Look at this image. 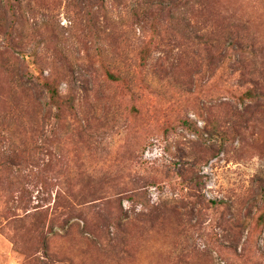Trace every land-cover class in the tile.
<instances>
[{"label": "rangeland", "instance_id": "374dc122", "mask_svg": "<svg viewBox=\"0 0 264 264\" xmlns=\"http://www.w3.org/2000/svg\"><path fill=\"white\" fill-rule=\"evenodd\" d=\"M0 264H264V0H0Z\"/></svg>", "mask_w": 264, "mask_h": 264}, {"label": "trees", "instance_id": "16d2710c", "mask_svg": "<svg viewBox=\"0 0 264 264\" xmlns=\"http://www.w3.org/2000/svg\"><path fill=\"white\" fill-rule=\"evenodd\" d=\"M47 87L49 89L50 94L52 95V98H54V99H59L60 98V94L56 90L50 88L49 85H47Z\"/></svg>", "mask_w": 264, "mask_h": 264}]
</instances>
